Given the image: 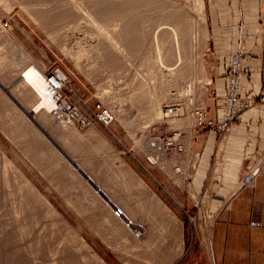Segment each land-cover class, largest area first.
Returning a JSON list of instances; mask_svg holds the SVG:
<instances>
[{"label":"rangeland","instance_id":"374dc122","mask_svg":"<svg viewBox=\"0 0 264 264\" xmlns=\"http://www.w3.org/2000/svg\"><path fill=\"white\" fill-rule=\"evenodd\" d=\"M75 1L79 3L76 5L77 7L74 6L75 16L70 13V20H67L69 26L59 30L50 26L52 17L62 13L60 10L53 9L52 11V6L56 3L55 0H0V63L3 65H0V180L4 175V156L9 158L18 170L14 172L10 166L7 167L13 192L9 191L6 185L0 183V188H3V192L5 191L3 194L0 193V264H67V262L69 264V261L64 257L63 250H58L61 244H64L63 247L67 245L75 250L72 252L75 254L71 257L72 261L74 260L73 263L99 264L92 256H89L91 253L82 260L81 252L84 249L80 251L76 241V243L71 241L69 236L64 237V228L61 227L62 224L59 220L67 222L77 234L86 240L89 248L88 251H84L85 254L89 251L96 252L106 264H126L122 253L131 247L132 238L130 237L133 231L129 230H140L143 233L142 237H145L144 234L148 228L161 231V233L155 231L161 235V242H164L167 237L164 242V247L169 254L167 264H224L225 257H220L217 253L226 252L225 247L231 246L233 243L226 240L224 248L218 251L216 243L214 244L213 241V233L217 216L224 215L226 212L230 213L232 204L228 200L223 201L220 208L210 207L206 200H202L191 190L190 181L192 179L189 180V178L193 174L192 165L196 162L192 149L195 130L205 127L207 124L217 126L220 123H216L213 119L208 120L206 101L211 94L210 80L212 81L213 76L212 36L213 31L217 28L218 18L219 25L225 21L224 15L220 18L225 3L217 0H159V4L154 3L151 10L149 12L146 10L143 15L149 17L146 26L148 31L145 30L148 34L150 31L149 46L145 47L143 44L141 50L127 51V54L122 56L123 61L121 62L122 65H126V69L123 66L120 68L121 70H117L114 65L109 64L101 56L95 60V58L83 55L80 59L81 64L75 60V52L77 53L81 46L87 50L96 44V41L93 42V37L97 36V32H94H99V30H97L95 22L98 21L97 24H102L103 28L112 29L118 26L119 20L115 14L114 16L113 13L108 12L107 17L99 16L103 15L100 10L102 6V8H111L116 0ZM48 2L53 4L50 5ZM58 4L54 7L59 6ZM87 7L89 12L90 9L93 12H90L93 15L90 17L94 18V21L85 15L88 12ZM41 8L45 9V12L41 14L46 16H43L42 19L39 18L40 21L37 18ZM37 13L39 14L37 15ZM138 16L141 18V15L138 14ZM179 16L184 18V24H182L184 30L188 29L184 31L185 33L183 32L185 36L181 35L180 41L185 45L184 52L187 53L185 50H190L191 57L195 56V67H198L195 74L198 76H195L194 80L192 77L187 78L188 80L185 79L184 81L187 83L183 81L182 84H174L175 79L173 81V79H169L170 77H162L156 67L151 66L152 62L146 59V51L150 50L151 54L156 53L153 45V32L158 29L161 22L163 24H161L160 28L162 29L160 30L165 31V36L169 39L166 27L169 31L176 28ZM203 18L204 22L201 20ZM89 19L92 22L88 21ZM76 20H79L83 27H77ZM185 20L190 23L187 25ZM174 23L177 25L175 26ZM163 27L165 28L163 29ZM189 30L191 31L188 32ZM237 33L240 34L239 29ZM72 41L73 43H71ZM242 42L245 44L243 37L240 36L236 50ZM79 44L82 45L78 47ZM143 47L146 49L145 52ZM86 50L84 49V52L88 54ZM26 54H30L38 64L45 67V75L48 70L55 68L65 74L66 82L61 91L62 97L70 107L78 110L79 114L84 117L85 123L78 120L69 123L57 118L53 113H50L46 122L41 121L39 117L33 119L29 115L26 108L31 110V107L34 108V103L32 102L31 105L19 94L18 88L23 81L22 78H17L21 69L28 64L25 57L30 59ZM11 65L12 67H10ZM200 69L202 70L201 74ZM15 71L18 72V75H13V79L11 76ZM196 77H199L198 79L202 82ZM202 77L204 78L201 79ZM164 78L165 80H163ZM183 85L186 87L183 88ZM187 85H191V87H187ZM164 92L170 93L171 98L162 102L163 118L156 119L151 116L153 114L151 104L154 105L155 99ZM137 95L141 98L144 96L143 98L146 100ZM225 99L226 89L222 109ZM12 109L21 115V120L16 118ZM42 109L43 107L37 112L44 110ZM168 109H170L169 114H167ZM107 110L112 115L115 113V117L105 119L103 113ZM241 119L240 117L235 121ZM224 121L226 120L224 119L222 122ZM96 141H99L98 144ZM154 153L158 154V162H153L150 157ZM48 169L49 171H47ZM126 172L130 174L126 175ZM13 175L17 179L21 175L27 178L44 196L43 199H47L56 209L57 214L48 213L43 203L40 200L37 203L38 199L36 200L32 193L27 192V188H16ZM130 175L135 176L131 177L136 180L143 177L142 179L151 187L150 192L156 193L172 213H166L159 205L152 202L153 199H149V196L140 194L139 187H135L136 183L134 179L130 180L132 179ZM22 191H26V193ZM22 194L28 195L33 200V204H38V211L41 212L38 216H40L39 220H42L35 223L34 218L31 220L33 216H29L30 220L24 221L26 223H23V226L20 219H17L18 223L14 218V208L22 210L20 212L22 217L27 213L24 208L25 203L23 204V200L19 199ZM202 197H210V193L204 191ZM110 198L114 201L109 202ZM122 210H124V214L119 217ZM153 215L156 216L153 217ZM173 215L174 217H170ZM114 216L119 217V220ZM175 216L177 217L175 218ZM46 219L52 223H48ZM130 220H134V224L126 229L124 225L128 226L127 223ZM258 222L260 223L258 226H261V222ZM52 227L55 228V235L51 234L52 230L49 231ZM46 233H49L48 236L53 238L46 237ZM123 247L124 249H122ZM213 247L215 253L212 252ZM43 249L48 250L47 255ZM55 249L58 252H54ZM118 249L119 251H117ZM156 250L160 252L161 249ZM52 254H57L54 261L51 259ZM162 257L163 254L160 253L156 256L151 255L142 263L157 264Z\"/></svg>","mask_w":264,"mask_h":264},{"label":"crops","instance_id":"0c3cea01","mask_svg":"<svg viewBox=\"0 0 264 264\" xmlns=\"http://www.w3.org/2000/svg\"><path fill=\"white\" fill-rule=\"evenodd\" d=\"M225 3L220 14L224 23L213 31L211 94L208 97L207 116L216 123L224 120L222 103L225 96V74L235 52L238 38L245 42V64L249 72L243 77L242 93L257 99L264 87L263 78V0H217ZM240 31V34L237 31ZM243 120L227 124L223 129L207 124L197 128L192 138L193 158L191 190L220 208L223 201L231 202L230 213L218 215L213 241L217 250L226 252L224 264H264V166L255 185L237 190L243 175L264 149V107L258 102L244 111ZM210 197H202L203 192ZM251 214V216H250ZM258 220L261 226H253ZM228 245V244H227ZM213 253L214 247H213Z\"/></svg>","mask_w":264,"mask_h":264},{"label":"bare ground","instance_id":"6f19581e","mask_svg":"<svg viewBox=\"0 0 264 264\" xmlns=\"http://www.w3.org/2000/svg\"><path fill=\"white\" fill-rule=\"evenodd\" d=\"M56 1V3H51V4H53V6H52V11H53V9L54 10H60V11H62V13H58V14H56V15H54L53 17H52V20H51V25L50 26H52V27H54L55 29H63V28H65L67 25H68V21L67 20H70V17H71V14L70 13H73V15H74V12H76V10H75V7L74 6H76V5H79V3H77L75 0H63L61 3H59L58 4V2H60L61 0H59V1H57V0H55ZM78 1V0H77ZM82 1H84V0H82ZM89 1H91V0H89ZM103 1V0H102ZM105 1V0H104ZM159 0H116V3H114V5L111 7V8H109L108 6V8H102L101 7V12L103 13V15H99V16H106V14L109 12V13H113V15L115 14L116 16H117V18H118V20H119V24H118V26H116L117 27V29H116V27H113L112 29L110 28H103V27H101V25H99V24H97V19H96V21L97 22H95L96 23V27L98 28L97 30H99V32L98 31H93L94 33H96L97 32V36L95 37H93L94 38V40H93V42H95L96 41V44H91L92 46H91V48H87V50H86V48H83L80 44L78 45V47L79 46H81L80 47V49L78 48V47H76V48H78L79 50H77V53L75 52V55H76V59L75 60H77V62H79L80 64H81V62H80V59L82 58V56L83 55H85V56H90V57H92V58H95V60L97 59V57L98 56H101L102 58H104L105 60H107L108 61V63L109 64H112V66L114 65V67H116L115 69H117V70H119L121 67H123L124 66V68L126 69V65L125 64H123L122 65V56L123 55H125V54H127L126 52L128 51H132V52H135V51H137V50H141V48H142V46H143V44H144V46L146 47V45H148L149 46V40H150V31H149V34H148V32L146 33L145 32V30H147L146 28V26H147V21H149V17H146V16H143L144 15V13H145V11L147 10L148 12L151 10V7L153 6V4L155 3L156 5L157 4H159V2H158ZM160 1H162V0H160ZM53 2V1H52ZM92 2V1H91ZM189 2V1H188ZM40 3V2H39ZM49 3V2H48ZM96 3V2H95ZM104 3V2H103ZM180 3V2H179ZM190 3V2H189ZM50 4V3H49ZM50 4V5H51ZM56 4H58L59 6H56V7H54V5H56ZM82 4H83V2H82ZM184 4H188V3H184ZM96 5V4H95ZM82 6V5H81ZM81 6H80V8H81ZM84 6V5H83ZM101 6V5H100ZM185 6V5H184ZM77 7V6H76ZM86 7V6H85ZM96 7V6H95ZM105 7V6H104ZM177 7V6H176ZM97 8H99V7H97ZM49 9V8H48ZM179 10H180V8H178ZM98 10V9H97ZM83 11V10H82ZM87 11H88V7H87ZM176 11H177V8H176ZM45 12V9L43 8H41V11H40V14L39 13H37V15L39 14V16H38V18H37V20L39 19V18H44L43 16H46V15H43V14H41V13H44ZM47 12V11H46ZM51 12V11H50ZM78 12H79V10H78ZM77 12V13H78ZM85 12V11H84ZM89 12V11H88ZM88 12H87V14H85V15H87V16H91V17H93V15L91 14V13H93L92 11H91V9H90V12H89V14H88ZM48 13V12H47ZM96 13V12H95ZM94 13V14H95ZM98 13V12H97ZM100 13V12H99ZM98 13V14H99ZM101 13V14H102ZM147 13V12H146ZM174 13H176V12H174ZM138 14L139 15H141V18H139V16H138ZM72 15V16H73ZM80 15H81V13H80ZM114 15V16H115ZM75 16V15H74ZM107 16H108V14H107ZM106 16V17H107ZM155 16V15H154ZM80 17V16H79ZM90 17V18H91ZM95 17V16H94ZM111 17V16H110ZM165 17V16H164ZM164 17H162V18H164ZM193 17V16H192ZM78 18V17H77ZM83 18V17H82ZM87 18V17H86ZM161 18V17H160ZM191 18V17H190ZM92 19V18H91ZM91 19H89L88 21H90V22H92V21H94V18L92 19V21H91ZM183 17L182 16H179L178 18H177V21H178V25H177V27L175 28H173V29H171V31H169V30H167L168 29V27H166L167 29H166V32L168 33V35H169V39L168 38H166V36H165V31H161L160 29H162V28H160V26H161V24H163L162 22H161V24L159 25V27H158V29H155V31L152 33L153 34V38H154V50L156 51V53L155 54H151L150 53V50H147L146 51V59L149 61V62H152V67H156V70H158V72L161 74V76L163 77V76H167L169 79H173V81H174V79H175V81H174V84H179V83H181V82H183L185 79H187V78H190V77H192L193 78V80H194V78H195V76H198V74L196 75L195 73H197V71H196V69L198 68H196L195 67V61H194V59H195V56L192 58L191 57V53L188 51V50H185V51H187V53H185L184 52V50H183V48H184V44H183V42L182 41H180V38H181V35H183V32L185 31V30H188V29H185L184 30V28H183V26H182V24H184V22H183ZM189 19V18H188ZM40 20V19H39ZM80 20V19H79ZM79 20L77 21V23H75L76 24V26L78 27V26H82L83 27V25L79 22ZM81 20H83V19H81ZM115 20V19H114ZM155 20H156V18H155ZM164 20V19H163ZM203 22L205 21V19L203 18V19H201ZM41 21V20H40ZM67 21V22H66ZM161 21H162V19H161ZM185 21H187V25L190 23V22H188V20H185ZM190 21V20H189ZM197 21V24H198V20H196ZM75 22V20L73 21V23ZM195 22V21H194ZM43 23H44V20H43ZM83 23V22H82ZM94 23V22H93ZM107 23V22H106ZM186 23V22H185ZM192 23V22H191ZM201 23V22H200ZM70 24V23H69ZM91 24V23H90ZM105 24V23H104ZM111 24V23H110ZM92 25V24H91ZM174 25H175V23H174ZM175 25V26H176ZM199 25V24H198ZM69 26V25H68ZM73 26V25H72ZM92 26H94V25H92ZM109 26V25H108ZM96 27H94V28H96ZM106 27V26H105ZM110 27V26H109ZM185 27H186V25H185ZM201 27V26H200ZM165 27H163V29H164ZM187 28V27H186ZM76 29V28H75ZM54 30V29H53ZM193 30V29H192ZM148 31V30H147ZM191 30H189L188 32H190ZM171 32H173L172 34H171ZM89 33V32H88ZM94 33H92V34H94ZM185 33V32H184ZM52 34V33H51ZM90 34V33H89ZM151 34V35H152ZM53 35V34H52ZM167 35V36H168ZM183 36H185V34L183 35ZM208 37V36H207ZM55 38V37H54ZM187 39H189V38H187ZM184 41V40H183ZM187 41H189V40H187ZM77 42V41H76ZM105 42V43H104ZM190 42V41H189ZM71 43H73V41L71 42ZM15 45V44H14ZM94 46V47H93ZM14 47H16V46H14ZM94 48V49H93ZM191 48V47H190ZM84 49L86 50V51H88L87 53L88 54H86V52H84ZM89 49V50H88ZM144 50H146L144 47H143V51ZM84 52V53H83ZM145 52V51H144ZM190 53V55H189V53ZM148 53V54H147ZM28 57H30V59L29 58H26L25 57V60L27 59V65L25 66V67H23L22 69H21V71H20V74L18 75V72H13L12 73V78H13V75L15 76V75H18V79H20V78H22V83H21V85H20V88H18L19 90H18V92H19V94L22 96V98H24V99H26V101H28V102H30L31 103V105H32V102L34 103V108H32L31 107V110L30 109H28V108H26V111H28V113H29V115H31L32 116V118L33 119H36L37 117H39L40 119H41V121H44V122H46L48 119H49V115H50V113H53V109L54 108H56V99H57V93L55 92V93H53V89L48 85V83H47V81H46V77H45V67H43L41 64H38V62L36 61V60H34V58L30 55V54H26ZM132 55V54H131ZM145 55V54H144ZM4 56V55H3ZM84 56V57H85ZM119 56V57H118ZM132 57V56H131ZM5 58V57H4ZM3 58V59H4ZM191 58H192V60H191ZM91 59V58H90ZM121 59V60H120ZM198 60V59H197ZM196 60V61H197ZM2 61V60H1ZM112 61V62H111ZM198 62V61H197ZM79 63H78V65H79ZM147 63V62H146ZM25 64V63H24ZM149 64V63H148ZM0 65H2V63H0ZM13 65V64H12ZM12 65L10 66V67H12ZM201 65V64H200ZM3 66V65H2ZM6 66H7V64H6ZM197 66V65H196ZM86 68V67H85ZM203 68V67H202ZM16 69V68H15ZM204 69V68H203ZM121 70V69H120ZM201 70V69H200ZM202 73V70H201V72H200V74ZM204 73H205V71H204ZM98 76V75H97ZM204 76V75H203ZM205 77V76H204ZM204 77H202L201 79H203ZM17 78H15V79H17ZM167 78V79H168ZM197 78V77H196ZM199 78V77H198ZM197 78V79H198ZM14 79V78H13ZM17 79V80H18ZM205 80H207V78L205 77L204 78ZM163 80H165V78L163 79ZM188 80V79H187ZM192 80V81H193ZM199 81H201L200 79H198ZM199 81L197 82V83H199ZM141 82V81H140ZM184 82H186V81H184ZM194 82V81H193ZM202 82V81H201ZM200 82V83H201ZM210 82H211V80H210ZM209 82V83H210ZM164 83V82H163ZM187 83V82H186ZM142 84V83H141ZM182 84V83H181ZM165 85H166V82H165ZM139 87H140V84L138 85ZM164 86V85H163ZM170 86V85H169ZM184 86V85H183ZM191 87V85H187V87ZM195 86V85H194ZM141 87H142V85H141ZM186 86H184L183 88H185ZM182 88V89H183ZM195 88V87H194ZM196 88H197V86H196ZM144 89V88H143ZM167 89V88H166ZM165 89V90H166ZM193 91V90H192ZM183 92H184V90H183ZM182 92V93H183ZM139 93V92H138ZM141 93V92H140ZM146 92H144V95H146L145 94ZM185 93V92H184ZM136 94V93H135ZM142 94V93H141ZM140 94V95H141ZM181 94V93H180ZM143 95V94H142ZM141 95V96H142ZM109 96V95H108ZM136 96V95H135ZM138 96V95H137ZM175 96V95H174ZM186 96V95H185ZM138 97H140V96H138ZM138 97L136 98V100L138 99ZM144 97V96H143ZM142 97V98H143ZM146 97V96H145ZM157 97H159L158 95H157ZM169 97L171 98V95H170V93H162L161 94V96L159 97V98H157V99H155L156 101H155V103H154V105L153 104H151L152 106H153V110H152V108L150 109V111L151 112H153V114L151 115L152 117L154 116V118L156 117V119H160L163 115H162V110H161V106H162V102H164V101H167V100H165V99H169ZM178 97V96H177ZM200 97V96H199ZM133 98V97H132ZM141 98V97H140ZM141 98V99H142ZM176 99V98H175ZM178 99V98H177ZM184 99V98H183ZM118 100V99H117ZM135 100V101H136ZM143 100H146V98L144 99L143 98ZM142 100V101H143ZM152 100V99H151ZM139 101V100H138ZM137 102V101H136ZM152 103V102H151ZM139 105V104H138ZM148 106V105H147ZM41 107H43V111H41V112H37V111H39V109L41 108ZM206 108V107H205ZM13 110V109H12ZM15 110V109H14ZM13 110V111H14ZM148 110V109H147ZM168 111V113L167 114H169V112H170V109H168L167 110ZM113 112V111H112ZM147 112V111H146ZM172 112V111H171ZM14 114H15V116H16V118H18L19 120H21L20 118H21V115H18L17 113H16V111H14ZM107 114H108V116H107V118H112V116H114L115 115V113L112 115V113L110 112V111H108L107 110ZM150 114V113H149ZM173 114V113H172ZM51 115H53V114H51ZM119 115V114H118ZM115 117V116H114ZM205 117V116H204ZM53 118V117H52ZM163 118V117H162ZM162 120V119H161ZM177 121V120H176ZM176 121H174V122H176ZM173 122V121H172ZM171 122V123H172ZM177 124V123H176ZM176 124H174V125H176ZM178 124H179V121H178ZM180 125V124H179ZM191 125V124H190ZM192 126V125H191ZM71 127V126H70ZM129 127V126H128ZM91 128H92V130H94L93 129V127L91 126ZM67 130V129H66ZM99 131V130H98ZM100 132V131H99ZM62 134V133H61ZM179 134V133H178ZM68 135V134H67ZM63 137V136H62ZM95 137V136H94ZM176 137H177V135H176ZM175 137V138H176ZM96 139H97V137H96ZM97 142V141H96ZM99 142V141H98ZM98 142H97V144H98ZM104 143V142H103ZM102 144V143H101ZM105 145V144H104ZM156 150V149H155ZM49 151V150H48ZM51 151V150H50ZM49 151V152H50ZM165 151V150H164ZM54 152V151H53ZM53 152H51V154L52 155H54L53 154ZM56 154V153H55ZM151 154V153H150ZM185 154V153H184ZM181 155V154H180ZM53 157V156H52ZM51 157V158H52ZM150 157H152L151 159H152V161L153 162H158V154L157 155H155V153H154V155H150ZM160 158V157H159ZM53 159V158H52ZM3 162H4V172H3V176H1V178H2V180H0V183H2L3 185H6L7 186V189L9 190V191H11V192H13L12 191V185H11V182H10V180H11V177L9 176V170L7 169V167H11L12 168V170L14 169V172L16 171H18L17 170V168L15 167V166H13V164H12V162H11V160L9 159V158H7L6 156H4V158H3ZM36 162V161H35ZM39 162V161H38ZM162 163V162H161ZM41 164V163H40ZM43 164V163H42ZM46 165H48V164H46ZM45 165V166H46ZM124 165V164H123ZM39 166V165H38ZM48 167V166H47ZM131 167V166H130ZM180 168V167H179ZM186 168V167H185ZM42 170V169H41ZM123 170V169H122ZM128 170V169H127ZM131 170V169H130ZM47 171H49V169L47 170ZM120 171V170H119ZM175 171V170H174ZM125 172V171H124ZM128 172H130V173H132L133 174V172H131V171H128ZM135 172V171H134ZM117 173V172H116ZM129 173V174H130ZM107 174V173H106ZM128 173L126 172V175H127ZM128 174V175H129ZM174 174V173H173ZM172 174V175H173ZM59 175V174H58ZM122 175V174H121ZM171 175V176H172ZM14 177H15V179H13V180H15V183H16V185H15V187L16 188H18V189H21L22 187L23 188H27V192H29V193H32V195H33V197L37 200V203H38V201L40 200L42 203H43V205H44V207L46 208V211L48 212V213H50V214H57L56 213V209L53 207V206H51V204L47 201V199L46 200H44L43 199V197L44 196H42L40 193H39V191L34 187V185L27 179V178H25L24 176H20L18 179H17V177L15 176V175H13ZM119 176V175H118ZM123 176V175H122ZM132 175H130V177H131ZM174 176H175V174H174ZM49 177H51V176H49ZM125 177V176H124ZM132 177H135V176H132ZM131 177V178H132ZM143 178V177H142ZM142 178H138V180H136L135 178H132V179H130L131 181H133V179H134V181H135V183H136V186L135 187H139V189H140V194H145L146 196H149L150 198L149 199H153V201L152 202H154V203H156V205H159L162 209H164L165 211H166V213H172L171 212V209L165 204V203H163L161 200L162 199H160L159 198V196L156 194V193H154V192H150L151 191V187H149L148 186V184L145 182V180H143ZM179 178V177H178ZM176 179H177V177H176ZM180 179V178H179ZM122 180V179H121ZM128 180V179H127ZM126 180V181H127ZM178 182H179V180H178ZM100 183V182H99ZM127 183V182H126ZM98 184V183H97ZM14 185V184H13ZM115 185V184H114ZM134 186V185H133ZM130 188V187H129ZM121 189V188H120ZM127 189V188H126ZM23 190V189H22ZM24 190H26V189H24ZM30 190V191H29ZM102 190V189H101ZM22 192H25L26 193V191H22ZM21 192V193H22ZM127 192V191H126ZM0 193H5V191L3 192V188L1 189L0 188ZM6 195V194H5ZM4 195V196H5ZM8 195V194H7ZM21 195V194H20ZM115 195V194H114ZM144 195V196H145ZM120 196V195H119ZM6 197V196H5ZM16 197V196H15ZM32 197V198H33ZM137 197V196H136ZM142 197V196H141ZM2 198V197H1ZM22 199L23 200V204L25 203V211L27 212V213H25V215H24V217H22L21 215H20V212H22V210H20L19 208H14V218L17 220V219H20V223H22L21 225H23V223H24V221H28V219L30 220V218H29V216H33L32 218H31V220L34 218V220H35V223H37V222H39L40 220H42V219H40L39 220V217L40 216H38V215H40V213H39V207H38V204L37 203H35V204H33V200H31L29 197H28V195H26V194H22V197H19V199ZM115 198V197H114ZM21 199H20V201H21ZM146 199H147V197H146ZM6 200V199H5ZM12 200V199H11ZM17 200H18V198H17ZM13 201V200H12ZM114 200H112L111 198L109 199V202H113ZM148 201H150V200H148ZM16 202V201H15ZM129 202V201H128ZM1 203H3V202H1ZM16 204V203H15ZM22 205V204H21ZM42 205V206H43ZM77 205V204H76ZM144 206V205H143ZM22 207V206H21ZM75 207V206H74ZM128 207V206H127ZM156 207V206H155ZM77 208V207H76ZM160 208V210H162ZM111 209V208H110ZM152 209H154V208H152ZM24 210V209H23ZM44 211V210H43ZM116 211V210H115ZM45 212V211H44ZM110 212V211H109ZM38 213V214H37ZM54 214V215H55ZM116 215H117V213H115ZM114 214V215H115ZM124 214V210H122V212H121V214L119 215V217L121 216V215H123ZM110 216V215H109ZM135 216V215H134ZM154 216H156V215H153V217ZM105 217V216H104ZM107 217V216H106ZM115 217V216H114ZM114 217H112V219L114 218ZM117 217V216H116ZM115 217V219H118V218H116ZM167 217V216H166ZM170 217H174V215L173 216H170ZM177 216H175V218H176ZM93 218V217H92ZM115 219H113V220H115ZM164 219H165V217H164ZM178 219V218H177ZM59 220V219H58ZM111 219H110V217H109V221H110ZM119 220V219H118ZM122 220V219H121ZM18 221V220H17ZM21 221H23V222H21ZM46 221L48 222V220L46 219ZM60 221V224H62V226L61 227H63L64 228V233H65V235H64V237H68L69 236V239H71V241H73V242H77L78 243V247H79V250L81 251V249L83 250L84 249V251L86 250V251H88V248H89V244L86 242V240L81 236V235H79V234H77V232L72 228V226H70L67 222H65V221H63V220H59ZM58 221V222H59ZM159 221V220H158ZM43 222V221H42ZM41 222V224H44V223H42ZM156 222V221H155ZM160 222V221H159ZM18 223H19V221H18ZM26 223V222H25ZM24 223V224H25ZM30 223V222H29ZM32 223V222H31ZM48 223H50V222H48ZM52 223V222H51ZM50 223V224H51ZM57 223V222H56ZM110 223H112L113 224V222H110ZM161 223V222H160ZM49 224V225H50ZM115 224V223H114ZM134 224V220H130L128 223H127V225L128 226H126V225H124L125 226V228L126 229H128L127 227H129L130 225L132 226ZM45 225V224H44ZM43 225V226H44ZM120 225H122V224H120ZM119 225V226H120ZM19 226H20V224H19ZM24 226V225H23ZM47 226V225H46ZM115 226V225H114ZM117 226V225H116ZM152 226V225H151ZM29 227V226H28ZM38 227V226H37ZM41 228H42V226H40ZM39 227V228H40ZM45 227V226H44ZM153 227V226H152ZM151 227V228H152ZM161 227H163V226H161ZM23 228V227H22ZM115 228V227H114ZM154 228V227H153ZM165 228V227H164ZM167 228V227H166ZM18 229V228H17ZM25 229H26V227H25ZM43 229V228H42ZM117 229H120V228H118L117 227ZM132 229V228H131ZM145 229V228H144ZM169 229V228H168ZM34 230H35V226H34ZM37 230V229H36ZM39 230H41V229H39ZM52 230V231H51ZM115 230H116V228H115ZM45 231V230H44ZM49 231H51L50 233L51 234H56L55 233V228L54 227H52L51 229H49ZM119 231V230H118ZM123 231H125V230H123ZM129 231H133V232H131V237L130 238H132V241L130 242V246L131 247H129V250H126L125 252H123V253H125L124 255H123V253H122V258H123V260L125 261V263L126 264H143L142 262L144 261L145 262V259L147 260V258L149 259V257H151V255L153 256H156L158 253H160V254H163V257L161 258V259H159L158 260V263L157 264H167V262H168V258H169V254H168V250L167 249H165V247H164V242L166 241L165 239L167 238V237H165V239H164V242H161V235L160 234H157L156 232H158V233H161V231H157V229L156 230H154V229H150V228H148V229H146V232H145V237H142V232L140 231V230H129ZM140 231V232H139ZM156 231V232H155ZM42 232V231H41ZM127 232V231H126ZM47 234V233H46ZM45 234V235H46ZM120 234V233H119ZM165 234V233H164ZM49 235V233L46 235V237ZM106 235V234H105ZM111 235V234H110ZM51 236V235H50ZM41 237H43V236H41ZM45 237V236H44ZM45 237V238H46ZM49 237V236H48ZM62 238L63 240L65 239V238ZM50 239L51 238H53V237H49ZM127 238H129L128 237V235H127ZM164 238V237H163ZM169 238V237H168ZM61 239V238H60ZM39 240V239H38ZM47 240H49L48 238H47ZM59 240V239H58ZM67 240V239H66ZM40 241V240H39ZM56 241V240H55ZM184 241V240H183ZM45 242H46V240H45ZM44 242V244H46ZM62 242H65V241H62ZM75 242V243H76ZM124 242V241H123ZM127 242V241H126ZM179 242V241H178ZM53 243V242H52ZM49 244H50V241H49ZM57 244V243H56ZM37 245V244H36ZM59 245V244H58ZM61 245H62V248H61ZM60 245V248H58V250H63V254H64V257L66 258V260L67 261H69V264H79V263H73L74 262V260L72 261V259H71V257H72V255L73 254H75V253H72V252H74L75 250H73V248L72 247H67V245H65L64 247H63V245L64 244H61ZM126 245V244H125ZM38 246V245H37ZM46 246V245H45ZM44 246V247H45ZM53 246V245H52ZM71 246H72V244H71ZM55 247H58V246H56L55 245ZM128 247V246H127ZM127 247H125V248H127ZM159 247H161V248H159ZM38 248V247H37ZM130 248H131V250H130ZM34 249V248H33ZM46 249V248H45ZM45 249H43V251L46 253V252H48V250H45ZM47 249H48V245H47ZM122 249H124V247L122 248ZM156 249H161V250H159L160 252H158ZM56 251H54V252H58L57 251V249H55ZM78 250V251H79ZM121 250V249H120ZM51 251V250H50ZM77 251V250H76ZM84 251H82L81 252V258H82V260H83V258L85 257V256H87V254L89 255L90 253V255L89 256H92L95 260H96V262L97 263H99V264H102L104 261H103V259L101 258V256L100 255H98L96 252H91V251H89V252H87L86 254H85V252ZM117 251H119V249L117 250ZM124 251V250H123ZM157 251V252H156ZM43 252V253H44ZM121 252V251H120ZM21 253V252H20ZM27 253V252H26ZM44 253V254H45ZM72 253V254H71ZM118 253V252H117ZM155 253H156V255H155ZM46 255H47V253H46ZM55 255L57 256V254H52L51 256H53L51 259H53V261H54V257H55ZM118 255V254H117ZM119 255H121V254H119ZM44 256V255H43ZM50 257V256H49ZM61 257V256H60ZM59 257V258H60ZM39 258V257H38ZM74 258H75V256H74ZM33 259V258H32ZM34 259H35V257H34ZM63 259V258H62ZM37 260H39V259H37ZM56 260V259H55ZM155 260V259H154ZM84 261H85V259H84ZM64 262H66V261H64ZM147 262V261H146ZM35 263V262H34ZM51 264V263H50ZM64 264V263H63ZM67 264H68V262H67ZM84 264V263H83ZM90 264V263H89ZM103 264H106V263H103ZM149 264H150V262H149Z\"/></svg>","mask_w":264,"mask_h":264},{"label":"built area","instance_id":"2783aa9c","mask_svg":"<svg viewBox=\"0 0 264 264\" xmlns=\"http://www.w3.org/2000/svg\"><path fill=\"white\" fill-rule=\"evenodd\" d=\"M263 41H264V26H263ZM249 72V68L245 64V44L240 43L236 52L233 54L230 60V64L226 73L227 88H226V99L223 105V116L226 121L220 122L217 127L223 129L224 124H232L235 120L240 117L243 120L242 114L247 109L251 108L255 103L260 102L264 107V87L258 98L250 99L248 96L243 95V77ZM263 78H264V53H263ZM45 75L48 85L54 90L53 93H57L56 108L53 109V114L66 122L78 120L81 123H85V119L81 116L78 110H74L66 100L62 97L61 91L65 86L66 76L58 68L48 70ZM106 119L107 112L103 113ZM65 118V119H64ZM110 118V117H109ZM227 126V125H226ZM264 166V149L260 153V156L249 168V170L243 175L237 185V190L242 188L255 185L259 174ZM253 225L258 226V221H253Z\"/></svg>","mask_w":264,"mask_h":264}]
</instances>
